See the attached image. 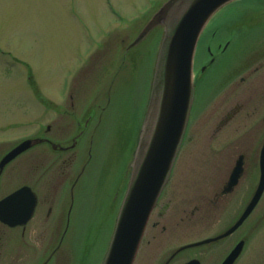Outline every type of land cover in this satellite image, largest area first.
Instances as JSON below:
<instances>
[{
	"label": "rangeland",
	"instance_id": "374dc122",
	"mask_svg": "<svg viewBox=\"0 0 264 264\" xmlns=\"http://www.w3.org/2000/svg\"><path fill=\"white\" fill-rule=\"evenodd\" d=\"M165 1L0 0V156L20 140L45 134L63 141L86 127L73 150L58 153L39 143L6 170L11 174L14 166L30 160L34 172L42 164L53 165L48 194H54L50 189L55 184L60 188L59 181L79 175L70 228L48 264L103 261L128 184L163 27L153 28L135 46L127 45ZM228 41L226 50L217 51L218 43ZM209 47L216 59L203 72ZM199 72L173 176L150 215L134 264H163L179 246L219 234L237 218L242 203L235 194L224 211L205 196L226 176L223 163L235 151L236 140L241 136L255 143L259 138L260 145L264 136V0H234L209 19L194 55V73ZM235 104H242L241 112L215 132L218 118ZM19 175L23 183L25 173ZM17 182L3 175L0 196ZM68 202L64 190L63 206ZM239 239L245 245L234 264H264V218L258 214L224 238L180 251L168 264L193 257L219 264ZM31 241L40 246L35 236ZM42 259L39 251L24 264Z\"/></svg>",
	"mask_w": 264,
	"mask_h": 264
},
{
	"label": "water",
	"instance_id": "95a60500",
	"mask_svg": "<svg viewBox=\"0 0 264 264\" xmlns=\"http://www.w3.org/2000/svg\"><path fill=\"white\" fill-rule=\"evenodd\" d=\"M234 0H166L150 16L128 48L142 41L156 26L163 27L150 92L130 164V175L110 242L101 264H133L149 215L169 178L187 127L194 96L193 59L199 36L209 19ZM42 141L27 138L0 161L4 166L22 151ZM241 159L232 170L227 189L237 182ZM260 181L243 213L223 233L177 249L216 241L234 231L248 216L264 190V140L260 154ZM26 199L27 201H23ZM36 195L23 186L0 200V219L14 225L28 220ZM243 247L240 241L221 264H233ZM183 264H201L190 259Z\"/></svg>",
	"mask_w": 264,
	"mask_h": 264
},
{
	"label": "flooded vegetation",
	"instance_id": "af4514ba",
	"mask_svg": "<svg viewBox=\"0 0 264 264\" xmlns=\"http://www.w3.org/2000/svg\"><path fill=\"white\" fill-rule=\"evenodd\" d=\"M214 35L215 33L212 34V36ZM229 42L230 41H228L225 44L218 43L216 46L217 51L226 50V48L230 44ZM208 49H209V60L202 67L201 71L203 72L206 71L208 66L214 63L216 59L215 51L212 50L211 47H209ZM256 67L259 69L258 66ZM242 70H239L233 73L228 78V80L225 81L224 84L225 85L228 84L231 80H233L232 78L235 77L234 75H237V73L239 74L240 72H242ZM200 72L197 73L199 75L194 73L195 86L201 81ZM239 79L243 80L244 76H240ZM223 85H221L218 88V90ZM263 96H264V93L262 92V95L260 96L261 101H262ZM242 107H243L242 104H235V105L229 106L227 110L224 112V114L222 115V117L220 119L218 118V122L215 127V132L223 128L225 125L229 124L235 118V116L239 112H241ZM262 119L264 120V116ZM84 125L86 126V123ZM187 128H188V125H187ZM187 128H186V131H187ZM85 130H86V127L80 126L79 130L76 133H74L68 139L66 138L67 140L57 141V142L52 141L48 137V135L42 134V136H38L42 141L38 142L37 144L44 142V143H47L49 146L48 148H51L53 151L58 152V153H65L75 148L76 144L79 143L80 138L85 134ZM263 138L264 136L262 137L260 145H258L259 138H257L255 143L253 139L251 138L242 141L241 136L238 140H236L235 151L233 153H230L229 155L227 154L226 162L223 163L224 170L222 174L225 173V169L227 165H228V172L226 176H224V179L221 181L219 180L221 179L220 176L222 174L218 176L217 181H219V183L213 186V190L209 191L208 194H206L205 196L208 202L218 205L220 209L221 210L223 209L224 211L226 201L229 200L228 198H231L230 196H232V194H235V199L236 200L239 199L242 203L239 209H237V211L235 212V215L237 217L241 215V213L244 211L245 207L247 206V204L253 197L255 191L257 190V187L260 181V154H261ZM30 148H28L27 150H29ZM180 151H181V147L179 149L175 163L177 162ZM23 152H21L20 154H22ZM5 153L0 156V161L2 157L5 155ZM226 153H228V151ZM20 154L17 155L15 158H13L10 162H8L4 166L2 171L0 172V191L2 190L1 177L3 175L8 178H12V177L18 178L16 187L12 188L9 192L0 196V199H2L9 193L16 191L17 189L23 186H29L36 195V203H35L31 217L25 222H19L14 225H10L9 223H6L5 221L0 219V264H24L25 262H28L29 259L36 258L39 251H41V255L43 259L38 264H48L50 261H52L55 258V256H57L56 254L60 252V248L65 238V235L70 228V214L74 206L73 189L77 182V179H78L77 177L79 175L76 177L74 181H71V180H66V182L59 181V184L60 185L62 184L59 189H57V186H55L56 185L55 184L54 187L50 189V191L54 193V194L49 193L52 196L50 197L49 194L47 193V189H48L47 187L48 186V176L47 175L49 174L51 170V166L53 165L42 164L41 168L37 169V171L34 172L32 170L33 169L32 160L29 159L30 161H28L27 164H24V165L19 164L18 166H14V170L11 171V174L9 172V174L7 175L6 170L11 166L10 164L18 156H20ZM31 156L32 155H29L30 158ZM238 159H241L242 171L237 179V182L234 185H232L230 189H227L232 170ZM21 172L22 173L24 172L25 177H26L23 183H20L21 181H20L19 174ZM32 173L33 175L36 174L35 177L31 176ZM62 173L64 174V172ZM172 176L173 175L171 174L170 177ZM65 178L69 179L70 177H65ZM64 190L65 192L66 191L68 192L69 201H70L68 202L69 204H67L65 207L62 204ZM58 193L61 196L59 197L55 196ZM163 193H164V190L161 196L163 195ZM161 196L159 200L161 199ZM263 200H264V190L257 204L255 205V207L252 209V211L249 213L247 217L251 216L252 214H255V215L258 214L261 218H264V206H260L258 208V206L260 205L261 202H263ZM23 201H27V200L23 199ZM33 223L35 227L33 226ZM157 224H158V220L153 222V226H156ZM62 226H63V229L61 231ZM33 233L34 235H31ZM33 236L37 238V241L39 240L41 241V243H38L40 246L34 245L33 241H31ZM40 237L44 239L42 240L40 239ZM180 251L174 250L170 254V256L164 261L163 264H168L169 262H171V260L174 259L175 256L180 254L179 253Z\"/></svg>",
	"mask_w": 264,
	"mask_h": 264
}]
</instances>
